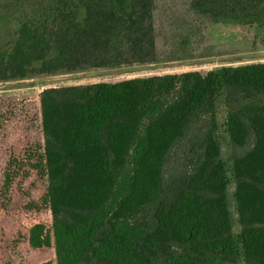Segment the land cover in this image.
I'll return each instance as SVG.
<instances>
[{
  "label": "trees",
  "instance_id": "1",
  "mask_svg": "<svg viewBox=\"0 0 264 264\" xmlns=\"http://www.w3.org/2000/svg\"><path fill=\"white\" fill-rule=\"evenodd\" d=\"M155 0H18L0 83L156 62ZM264 25V0H193ZM232 143L222 158L217 98ZM192 138L186 168L169 156ZM235 184L239 234L228 190ZM0 264H264V62L128 71L0 91ZM42 256L36 263L30 257Z\"/></svg>",
  "mask_w": 264,
  "mask_h": 264
},
{
  "label": "rangeland",
  "instance_id": "2",
  "mask_svg": "<svg viewBox=\"0 0 264 264\" xmlns=\"http://www.w3.org/2000/svg\"><path fill=\"white\" fill-rule=\"evenodd\" d=\"M18 0H0V17L12 13ZM48 0H29V3L40 5ZM193 0H155L154 28L156 39V62L132 68H110L106 70H88L77 73L59 72L52 76L36 77L28 81L0 83V91L12 92L25 83L40 86L51 82L72 81L82 78H104L128 71H151L196 64L209 65L215 69L237 64L264 62V25H237L226 22H212L192 8ZM7 28L0 30V44L4 41ZM217 132L221 145L222 158L232 165L233 158L244 155L252 148L251 140L245 147L235 146L224 126L228 117L226 98L221 94L217 98ZM194 141V139H193ZM188 137L180 148H177L166 163L167 178L176 179L186 168L190 149L193 144ZM235 184L228 190V201L233 220V232L239 234L237 205L234 199ZM7 213L0 216V248L4 241L11 240L8 231L11 222ZM42 256L35 254L30 262L36 263ZM1 259V257H0ZM239 264H245L241 257Z\"/></svg>",
  "mask_w": 264,
  "mask_h": 264
}]
</instances>
